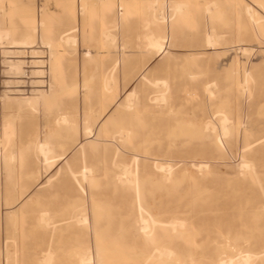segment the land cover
I'll list each match as a JSON object with an SVG mask.
<instances>
[{
    "label": "rangeland",
    "instance_id": "1",
    "mask_svg": "<svg viewBox=\"0 0 264 264\" xmlns=\"http://www.w3.org/2000/svg\"><path fill=\"white\" fill-rule=\"evenodd\" d=\"M17 1L0 264H264V0Z\"/></svg>",
    "mask_w": 264,
    "mask_h": 264
},
{
    "label": "bare ground",
    "instance_id": "2",
    "mask_svg": "<svg viewBox=\"0 0 264 264\" xmlns=\"http://www.w3.org/2000/svg\"><path fill=\"white\" fill-rule=\"evenodd\" d=\"M0 2L3 4V7L5 6V5H7V6H13V5H20L21 6V3H20V1H17V0H15V1H11V0H0ZM238 2H241L240 0H238ZM252 5H253V3L252 2H250ZM251 4H244L242 7H243V10L247 13V14H249L250 16H252V17H254V15H255V13H254V11L251 9ZM255 6V5H254ZM253 7V6H252ZM258 7V6H257ZM7 39H9V31H8V29H6V28H1L0 29V42L1 43H3L5 40H7ZM12 43H15V44H22V43H24V42H22V41H13ZM164 47V45H163V43L161 42V43H157L156 44V48H157V50H161L162 48ZM164 51V50H163ZM6 53V52H5ZM164 53V52H163ZM6 55V54H5ZM3 63V62H2ZM6 65V64H5ZM8 65V64H7ZM12 65H14V64H12ZM9 66V65H8ZM13 68H14V66H13ZM20 68V67H19ZM20 70V69H19ZM5 71H6V69H5ZM10 71V70H9ZM220 138V137H219ZM220 140V139H219ZM249 165V164H248ZM241 167V166H240ZM245 167H247V164L245 163ZM86 175V174H85ZM85 178V177H84ZM137 193H138V191H137ZM141 220L142 221H144L142 218H141ZM154 223V222H153ZM175 225V224H174ZM150 225H149V223L148 222H146V223H144L142 226H141V228H142V230H143V232L145 233V234H147V235H149L148 234V232H147V228L149 227ZM173 229H175L174 227H173ZM149 242V241H148ZM155 243V242H154ZM221 248V247H220ZM154 250H155V252L157 253V255H155L154 257L151 255V254H149L148 253V249L147 250H141L140 252H138V256H139V254H140V256L139 257H137V258H134L137 254H135V256H133L132 254H130V253H128L127 251H124V255H122V257L124 256V258H127V257H125V253H126V255L128 254V256H129V259H133V260H138L139 262L140 261H149L152 257H153V259L156 261V264H178V263H175L176 261H178V259L176 258V259H174L173 257V252L170 250V249H168V248H165V247H162V248H160V247H155L154 248ZM121 251H123V250H121ZM153 252V251H152ZM117 254V253H116ZM123 254V253H122ZM130 254V255H129ZM114 256V254L112 253L110 256ZM241 255V254H240ZM108 256H109V253H108ZM109 256V257H110ZM119 256H121V252H120V250H119ZM119 256H118V258H119ZM131 257V258H130ZM237 257V256H236ZM249 258H252L251 256H249L248 254H246V255H242V261H240V264H249ZM87 258L86 257H82L81 258V262H82V264H86L87 263V260H86ZM114 259V258H113ZM128 259V258H127ZM171 260H174V261H172L171 263L169 262V261H171ZM189 261V264H197V263H195L194 262V260L188 255L187 256V258H184V263L183 264H185V262H188ZM221 261V260H220ZM230 263V260H229V262L228 261H221V263L220 264H229ZM101 264V263H100ZM231 264V263H230Z\"/></svg>",
    "mask_w": 264,
    "mask_h": 264
}]
</instances>
